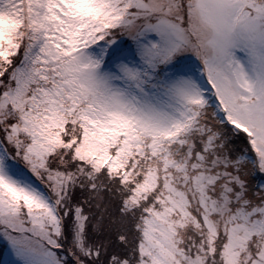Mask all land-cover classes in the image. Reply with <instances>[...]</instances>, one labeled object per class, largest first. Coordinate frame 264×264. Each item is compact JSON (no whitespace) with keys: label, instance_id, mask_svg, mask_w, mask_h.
I'll return each instance as SVG.
<instances>
[{"label":"snow or ice","instance_id":"1","mask_svg":"<svg viewBox=\"0 0 264 264\" xmlns=\"http://www.w3.org/2000/svg\"><path fill=\"white\" fill-rule=\"evenodd\" d=\"M0 264H264V0H0Z\"/></svg>","mask_w":264,"mask_h":264}]
</instances>
